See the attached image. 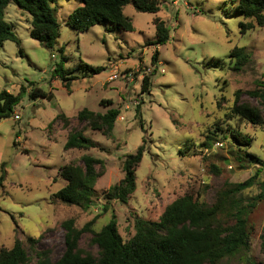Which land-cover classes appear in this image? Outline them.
Listing matches in <instances>:
<instances>
[{
  "label": "rangeland",
  "instance_id": "obj_1",
  "mask_svg": "<svg viewBox=\"0 0 264 264\" xmlns=\"http://www.w3.org/2000/svg\"><path fill=\"white\" fill-rule=\"evenodd\" d=\"M159 1L161 10L155 14L140 12L132 3L125 6L132 31L97 24L79 32L66 21L69 9L80 3L58 0L64 9L57 12L62 25L53 49L30 36L27 12L14 3L6 8V19L21 44L7 40L0 46V91L18 94L24 86L27 93L11 117L0 119V250L11 249L19 239L29 264L36 263L42 251L55 261L65 250L62 223L73 219L74 226L82 229L97 216L82 234L77 251L98 258L94 235L113 215L127 241L136 232V218L159 220L168 205L187 193L213 206L221 202L228 183L252 176H256L255 184L237 198L246 204L263 192L264 167L238 160L240 145L233 134L249 139L250 145L243 150L264 160V27L241 34L242 17L234 0ZM155 17L170 29V39L160 46L153 44ZM235 47L251 55L239 69L230 56ZM156 49L159 58L153 64ZM60 62L75 76L69 88L54 73ZM83 63L104 70L94 74ZM113 72L119 77L109 81ZM144 76L150 77L148 91L142 90ZM36 86L53 93V98H30L28 92ZM237 90L243 92L241 103L260 110V124L231 115ZM84 108L96 113L118 109L112 135L88 127L85 135L100 147L65 150L68 133L83 128L77 114ZM61 114L69 117L68 128L56 119ZM141 146L144 155L135 191L127 203L107 199L109 189L125 175V157ZM84 154L105 164L88 209L53 199L66 183L59 177L60 168ZM220 217L226 226L234 222L228 212ZM248 230L250 249L221 264L264 261V199L249 213ZM29 236L42 238L30 244Z\"/></svg>",
  "mask_w": 264,
  "mask_h": 264
},
{
  "label": "trees",
  "instance_id": "obj_2",
  "mask_svg": "<svg viewBox=\"0 0 264 264\" xmlns=\"http://www.w3.org/2000/svg\"><path fill=\"white\" fill-rule=\"evenodd\" d=\"M80 4L69 9L66 23L77 31H86L93 25H104L114 30H134L130 17L125 15L124 8L132 3L140 12L158 13L161 10L159 0H77ZM14 3L17 7L31 16L30 36L38 40L48 49H53L60 35L61 22L57 12L64 9L58 0H0V46L11 40L21 44L12 23L6 19V8ZM242 20L239 22L240 33L246 34L257 28L264 27V0H234ZM156 39L153 44H165L170 39V29L166 22L155 17ZM62 60H65L64 51L60 48ZM230 56L236 59V69L245 65L251 55L245 48L235 47ZM159 51L152 54V62L156 64ZM94 74L104 70L103 67H94L83 63ZM56 76H60L63 85L70 87L75 76L65 69L60 62L54 69ZM150 89V77L144 76L142 90ZM27 93L21 86L20 92L14 94L8 90L0 91V119L13 115L16 106ZM242 90L235 93L236 99L231 108L232 116H239L252 124L262 122L259 109L240 102ZM254 94V92H248ZM29 97L36 99L53 98V93H47L40 87H33L28 92ZM101 103L111 104V100H102ZM220 105V104H219ZM120 114L116 108H110L105 113H96L84 108L77 114V120L83 128L71 130L65 143V150H90L100 147L97 141L85 135V129L91 128L101 131L105 135H112L114 124ZM63 120V127L70 126V119L65 114L57 116ZM238 141L237 158L241 163L258 164L264 167V160L258 155L243 150V146L250 145V140L240 133H234ZM241 151V152H240ZM144 155L143 146L133 154H128L123 162L125 173L121 181L113 185L106 198L116 199L127 203L130 195L136 189L137 168ZM104 160L92 155L84 154L79 161H72L63 165L59 177L65 180V185L53 194V199L66 205H77L88 209L93 201L97 179L103 175ZM257 175V174H256ZM3 177V176H2ZM0 178L3 179V178ZM256 176L238 183H228L223 190L222 200L219 204L210 206L199 201L193 194L187 193L167 206L159 220H146L136 218V232L133 237L125 241L118 231L117 219L113 215L110 221L94 235V242L100 249L98 258L92 255H82L77 251L78 242L84 232L90 229L97 216L88 222L82 229L74 226V220H65L62 225L66 230L65 250L63 254L53 261L48 252L38 253V260L34 264H221L228 257L236 256L250 249V234L248 230V215L256 204L264 199L263 192L253 197L246 204L237 198L243 190L255 184ZM107 210V208H105ZM230 214L234 220L232 224L224 225L221 215ZM39 238L28 237L30 244L38 242ZM262 250L264 252V234L262 236ZM28 253L21 240H16L11 249L0 250V264H29ZM258 264H264V261Z\"/></svg>",
  "mask_w": 264,
  "mask_h": 264
},
{
  "label": "built area",
  "instance_id": "obj_3",
  "mask_svg": "<svg viewBox=\"0 0 264 264\" xmlns=\"http://www.w3.org/2000/svg\"><path fill=\"white\" fill-rule=\"evenodd\" d=\"M178 1V0H177ZM119 77V75L116 72H113L110 76H109V81H113L115 79H117Z\"/></svg>",
  "mask_w": 264,
  "mask_h": 264
},
{
  "label": "crops",
  "instance_id": "obj_4",
  "mask_svg": "<svg viewBox=\"0 0 264 264\" xmlns=\"http://www.w3.org/2000/svg\"><path fill=\"white\" fill-rule=\"evenodd\" d=\"M258 29V28H257ZM256 30V29H255Z\"/></svg>",
  "mask_w": 264,
  "mask_h": 264
}]
</instances>
